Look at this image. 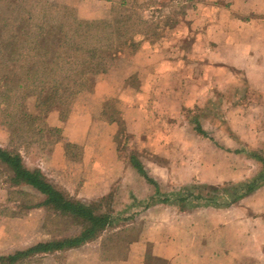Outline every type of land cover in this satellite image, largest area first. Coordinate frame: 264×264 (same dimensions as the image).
<instances>
[{"label":"rangeland","instance_id":"rangeland-1","mask_svg":"<svg viewBox=\"0 0 264 264\" xmlns=\"http://www.w3.org/2000/svg\"><path fill=\"white\" fill-rule=\"evenodd\" d=\"M5 5L10 6L11 14L3 10L0 21L20 12L26 28L18 36L16 46L13 42L7 45L10 33L0 34L3 40L6 37V44L0 45V144L4 148L9 145L8 115L15 118L19 132L21 95L31 91L36 82L34 76L45 72L43 68L35 70V65L51 61L61 71L69 70V60L99 61L89 52L106 48L115 35L126 32L121 41L133 40V44L143 37L138 33L147 31L148 37L144 36L145 42L140 45L155 43L151 72L147 71L155 74L159 97L147 104L153 117L144 122L143 134L137 135L139 125L131 121L127 126L121 124L115 136L122 158L144 164L158 181V200L168 197L185 209L204 202L191 197L178 202L177 192L191 188L195 193H203V186L211 184L219 188L215 193L218 199L224 200L235 193L230 187L240 185L263 169L264 15L251 9L247 0H111L109 13L94 17L95 7L86 0H0V6ZM87 19L95 21L97 27L88 26ZM104 21H111V25L98 27ZM12 31L20 30L13 27ZM48 34L60 36L61 40L54 44L48 40ZM130 79L134 85L141 82L135 73L130 74ZM169 89H175L177 99L167 96ZM185 100L191 104L184 105ZM197 123L202 134L196 129ZM209 135L216 138L220 148L205 138ZM11 175L13 171L0 163V185L11 186ZM24 192L18 194L23 200L14 212L23 213L29 208L27 205L40 202L38 194ZM16 204L0 203V207L9 211ZM94 204L96 211H113L115 215L103 232V240L108 241V253H116L118 243L114 246L109 244L110 240L123 232L137 233L133 225L138 226L140 219L133 218V213L144 204L134 201L125 206L121 202L115 205L108 198ZM246 208L248 203L244 202L230 210L241 219L248 214ZM46 215L50 226L62 230L60 237L71 236L80 229L69 216L49 210Z\"/></svg>","mask_w":264,"mask_h":264},{"label":"crops","instance_id":"crops-1","mask_svg":"<svg viewBox=\"0 0 264 264\" xmlns=\"http://www.w3.org/2000/svg\"><path fill=\"white\" fill-rule=\"evenodd\" d=\"M86 1L95 7L93 17L105 15L111 9V0ZM247 4L264 15V0H247ZM95 24L87 19L88 26L97 27ZM102 24L98 27H109L111 21ZM141 34L143 37H138L133 44V40L121 41L127 36L126 32L115 35L106 48L89 52L93 58H100L99 61L85 64L79 59L69 60L66 61L69 70L59 71L51 61L35 65V70L43 68L46 74L38 72L41 74L34 76L36 82L31 91L21 95L18 125L22 128L17 132L16 120L9 114L10 125L6 127L9 145L4 148L0 144L1 148L18 155L20 169L37 174L71 199L91 204L106 198L115 205L121 202L125 206L134 204V201L138 205L144 204L133 213V218L140 219L138 226L133 225L137 233L123 232L115 240H110L109 244L114 246L118 243V250L108 253V241L103 240L108 224L96 236L77 246L7 262L4 258L9 254L63 236L58 234L62 230L48 224L47 211L58 213L48 206H31L23 213L14 212L19 208L20 200H23L20 195L25 190L38 194L40 202L44 195L17 171L2 163L13 171V184L0 185V203L17 204L9 211L0 207V264L264 263V181L226 206L204 203L189 209L179 208L168 197L166 201L157 199L160 196L158 181L147 172L142 162L143 169L154 183L144 177L134 161L128 162L119 154L115 135L121 124L127 126L131 121L139 125L137 135L143 134L144 122L152 121L150 118L153 117V112L146 109L147 104L159 97V91H155V74L149 73L156 46L150 41L142 45L145 42L142 38L148 37V32L141 31L138 36ZM48 36L54 44L61 40L60 36ZM64 70L69 72L65 74ZM132 73L140 83H131ZM174 90L169 89L167 95L173 100L178 98ZM183 104L191 102L185 100ZM202 130L198 133L202 134ZM212 137L205 138L220 148L216 138ZM261 161L263 165L264 161ZM244 202L248 203V214L246 218L237 219L238 215L230 208ZM109 214L112 221L115 215L113 211Z\"/></svg>","mask_w":264,"mask_h":264},{"label":"trees","instance_id":"trees-1","mask_svg":"<svg viewBox=\"0 0 264 264\" xmlns=\"http://www.w3.org/2000/svg\"><path fill=\"white\" fill-rule=\"evenodd\" d=\"M10 5V2H8ZM9 5L0 6V14L3 10L5 13L11 12ZM11 14V13H9ZM21 13L18 12V15L9 17H2L0 21V34H8L10 33L9 45L10 42H13V46H16L20 39L18 36L25 33V21L21 18ZM13 18L14 24H11V20ZM21 20V21H20ZM19 21V22H18ZM13 27L19 28L20 31H12ZM28 30V29H27ZM26 30V31H27ZM27 34V33H26ZM4 35V36H6ZM3 36V35H0ZM8 36V35H7ZM6 40V37H4ZM3 37H0V45L5 43ZM42 39H40L41 41ZM44 43L48 45V40L43 38ZM42 41L40 43H42ZM6 44V43H5ZM13 59V58H12ZM84 63V62H83ZM88 63V62H87ZM85 63V64H87ZM197 123V131H200V127ZM0 163H3L7 166H10L13 170L17 171L19 176H23L25 180L34 186L40 193L44 195V199L41 202L27 205V207L45 205L51 208L54 211H57L60 215L69 216L73 218L80 225V232L74 236H65L59 239H52L48 241L38 242L24 250H18L12 254L7 255L4 259L7 262L12 263L24 257L30 256L35 253L40 252H50L54 250H60L64 248H70L73 246H77L86 240H89L96 236L99 231L104 229L108 224L111 223V216L109 213L98 212L94 204L81 202L76 199H71L64 195L60 190L53 187L49 182L45 181L37 174H32L26 172L19 168V157L16 154H12L9 151L0 147ZM135 167L144 175V177L149 181L154 183V181L146 174L143 166L139 160L134 161ZM264 181V162L263 169L251 177L247 182H244L240 185V188L235 186L230 187L235 193L231 195L229 198L224 200H219L218 195L215 193L218 192V187L213 185H204L205 192L195 193L192 189H185L177 192L175 195V199L178 202L184 201L187 197H191V200H202L205 204L208 205H229L235 203L238 199L246 195L247 193L254 190L260 183ZM241 189L240 191H238ZM163 201H166L167 198H162Z\"/></svg>","mask_w":264,"mask_h":264}]
</instances>
